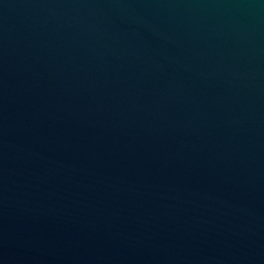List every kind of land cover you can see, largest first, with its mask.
Returning <instances> with one entry per match:
<instances>
[{
	"label": "water",
	"instance_id": "95a60500",
	"mask_svg": "<svg viewBox=\"0 0 264 264\" xmlns=\"http://www.w3.org/2000/svg\"><path fill=\"white\" fill-rule=\"evenodd\" d=\"M0 264H264V0H0Z\"/></svg>",
	"mask_w": 264,
	"mask_h": 264
}]
</instances>
